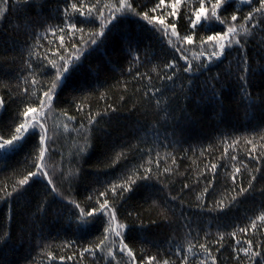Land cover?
I'll list each match as a JSON object with an SVG mask.
<instances>
[{
  "label": "snow or ice",
  "instance_id": "6c2138e0",
  "mask_svg": "<svg viewBox=\"0 0 264 264\" xmlns=\"http://www.w3.org/2000/svg\"><path fill=\"white\" fill-rule=\"evenodd\" d=\"M129 22L136 24L140 31L129 32L124 37V51L131 57L127 60L126 71L134 80L147 78L151 85L142 93V98L155 106V123L159 127L154 126L153 131L157 139L159 129L166 131L170 123L175 127L176 121L188 123L195 119V114L188 111V104L193 100L197 105L211 102L214 109L220 110L216 115L223 119L221 112L226 111L230 90L225 80L235 88L227 107L235 105L238 110H243L246 120L256 122L253 136L234 139L229 145L232 147L241 140L251 145L247 155L256 162L255 166L249 167L243 161H240L241 166L233 165L232 171L226 174V179L231 180L230 190L226 189L228 194L214 198L211 207L201 201L214 187L215 173L195 197L196 207L217 213L218 220L219 214L226 217L233 206L246 199L251 198L256 204L257 214L248 216L243 226L236 224L231 231H220L224 223L220 220L215 241L219 247L192 242L195 239L192 232L200 234L202 221L185 215V201L179 194L168 191L167 198L160 199L150 191L157 184L162 185L161 190L169 189L173 177L179 174L170 166L160 170L162 158H171L172 165L176 164V157L171 153L161 157L157 151L153 159V148H141L139 144L113 150L106 154V167L117 169L118 165H123L118 175L105 182L103 190H93L84 201L75 198L72 187L81 169L65 170L49 163L60 130L68 132L76 117L62 110L64 122L50 127L48 113L66 88L71 87L73 93L83 91L71 81L74 73L79 71L85 52L92 45L96 46L92 51L99 49L109 35L123 30ZM145 30L159 34L167 46L160 53L165 59L150 69L160 81L158 87L152 85L153 77L149 73L139 70L146 61L157 58L151 45L141 49L140 32ZM49 36L58 38V47L41 54L37 49L45 45L40 41L48 40ZM76 36L78 41L73 39ZM167 50L179 54L178 57L167 58ZM213 68L217 70L213 72ZM6 69H15V76ZM100 71L99 67L92 69L97 78ZM123 83V92H127L128 81ZM89 96L71 97L73 102L81 101L76 105V111L83 113L82 121H86L71 129L82 141L76 151V156L80 157L93 147L102 122L109 123L119 112L117 107L107 103L100 111L93 112L90 108L86 111L84 101ZM106 97L107 91L99 94L100 100L106 101ZM119 99L125 101L126 97L120 95ZM13 103L17 106L15 115L7 126L0 122V160L7 162L12 155L23 153L26 167L22 172H14L17 178L0 183V202L8 204L7 219L12 218L13 210L9 201L23 203L29 209L27 223L31 226L42 223L52 203L62 201L59 214L75 224V231L87 233L97 224L102 228L99 235L79 251L81 260L87 253L93 264H219V257L213 252L220 253L222 248L227 250L226 240L235 242L231 246V259L235 264H264V0H148L147 3L143 0H0V112ZM257 114L261 117L258 121ZM133 153H143L148 159L141 156V162L131 163ZM230 159L236 161L237 156ZM216 167V164L211 165L212 169ZM57 174L67 183V189L57 185ZM238 178H241L240 183H237ZM38 183L42 184L44 194L33 202L30 189ZM189 188V184H183V189ZM141 189L146 190L144 204L127 209L126 215L122 216L121 208ZM129 218L137 224L140 236L136 239L129 237L132 231L127 222ZM151 225H166L173 233L183 230L186 243L176 242L173 235L166 241L168 247L164 248L148 235ZM249 231L251 237H247ZM238 233L247 238L241 241L237 238ZM38 235L41 241L44 240L42 232ZM210 235L209 231H203L205 239ZM11 242V232L7 228L0 229V264H8L4 249ZM19 242H24L23 234ZM74 243L66 242L64 246L70 247ZM137 244L141 247L137 248ZM37 246L49 261L56 259L49 244L38 241ZM197 248L203 255L195 251ZM29 264H35V261Z\"/></svg>",
  "mask_w": 264,
  "mask_h": 264
},
{
  "label": "trees",
  "instance_id": "16d2710c",
  "mask_svg": "<svg viewBox=\"0 0 264 264\" xmlns=\"http://www.w3.org/2000/svg\"><path fill=\"white\" fill-rule=\"evenodd\" d=\"M143 2L147 3L148 0H143ZM244 10L247 11V8ZM52 22L55 23L56 21L53 20ZM139 31L136 24L129 22L123 26V30L114 31L109 35L108 40L99 49L92 51V49L96 48L95 45H92L85 52L79 71L74 73L71 81L73 86L82 88L83 91L73 93L71 87L66 88L55 102L53 110L48 113L47 123L50 127L64 122V117L61 115L62 110H67L69 115L76 117V120L70 124L68 132L60 130V135L56 137L53 144L55 152L49 163L56 164L65 170L75 167L81 169L79 178L74 181L72 187L75 198L79 201H84L85 197L92 193L93 190H103L105 182L118 175V170L123 165H118L117 169L106 167V154H111L113 150L119 151L122 146L128 144H139L141 148H153L151 153L153 159L157 151H159L161 157H164L165 153H171L176 157V164L172 165L171 158H162L160 160V170L163 171L164 167L170 166L175 168L179 174L173 177V183L169 189L161 190L162 185L157 184L150 191L155 197L160 199L167 198L168 191H171L173 195L179 194L185 201L183 209L185 215L202 221L200 234L197 235L195 231L192 232V237H195L192 242L208 243L212 248L219 247L215 241L218 239L216 232L218 231L217 224L220 220L224 221L219 228L220 231H231L236 224L243 226L248 216L254 217L257 214L256 204L253 203L251 198L246 199L242 203L233 206L227 212L226 217L225 214H219L218 220L216 219L217 213H209L206 210L201 211V209L197 208L196 204L198 202L195 197L200 194L203 187L208 184V181L213 178V173H215V185L210 189L208 196L201 201V203L211 207L214 198H221L222 193L224 195L228 194L226 189L230 190L231 180L226 179V174L232 171L233 165L241 166L240 161H243L249 164V167L255 166L256 162L251 161L247 155L248 150L252 147L251 145H246L243 140L232 147H229V145L232 144L234 139L253 136L255 134L253 126L256 122L246 120L243 110H238L235 105L227 107L231 97L235 94V88L231 87L230 81L225 80L224 82L229 84L230 90H228V100H226V111L221 112L223 119L216 115V112L220 110L214 109L211 102H202L197 105L195 100H193L188 104V111L195 114V119L188 123L176 121L175 127L170 123L166 131L163 128L159 129L160 137L157 139L153 131L154 126L159 127L155 123L157 120L155 106L147 98H142V93L147 91L151 85L147 78L137 81L126 71L128 67L127 60L131 59V57H128L124 51V37L129 32L136 34ZM140 37L141 49L145 45H151L157 58L151 62L146 61L139 70L140 72L149 73L153 77L152 85L158 87L160 86V81L156 78L155 73L150 72V69L153 64H158L165 59V57L160 56V53L166 50L167 46L160 39L159 34H153L145 30L140 32ZM65 39L67 41L68 37L66 36ZM73 39L78 41L79 37L76 36ZM49 40L52 42L51 44H49ZM40 43L45 45V47L37 50L44 54L49 48L56 50L59 41L57 37L49 36L48 40L42 39ZM167 53V58L169 59L179 55L171 50H167ZM109 60L111 63H109ZM180 62L183 63V61ZM97 67L101 70L98 78L92 72V69ZM6 70L11 71L13 76H15V69ZM216 70L213 68V72ZM117 81H120V84H117ZM124 81H128L127 92H123ZM13 83H15V80H13ZM109 89L111 90L108 91ZM136 89L141 91L136 92ZM106 91V101L100 100L99 94ZM90 93L91 95L89 96ZM72 95L89 96V99L84 101L86 111L89 108L93 112L100 111L106 107V103L112 104L119 109V112L114 114L109 123L102 122L103 127L98 131L93 147L82 157L76 156L77 146L82 141L77 132L71 129L78 127L79 122L86 121H82L84 114L76 111V105L80 104L81 101L77 99L73 102L71 99ZM120 95L126 97L125 101H120ZM149 96H151V93H149ZM134 104L135 107H133ZM16 107V104L13 103L8 106L7 110L0 112V122L5 126L15 115ZM260 118V115L257 114V121ZM165 136H167V139H165ZM226 147L227 153H225ZM233 155L237 156L236 161L230 159ZM141 156H143L144 160L148 159V156L143 153H133L131 163L141 162ZM212 164L217 165L216 169L211 168ZM25 167L23 153L12 155L7 162L0 160V183L9 182V178H17L14 177V172H22ZM240 179H237V183H240ZM243 179L246 182L247 174H245ZM55 180L58 186L64 189L68 188L67 183L63 182L58 174L55 175ZM185 183L190 185L189 189H183V184ZM43 194L44 188L40 183L30 189V198H34L33 202L38 200ZM145 195L146 190L144 189L136 192L132 200L121 208V215H126L127 209L144 204ZM8 203L12 205L13 209L10 220L7 219L8 204L0 202V229L7 228L12 235L10 246L4 249L8 264H29L33 260L35 264H93L92 257L87 253L84 254V259L81 260L79 251L102 231L98 224L93 226L87 233L75 231V224L66 221L59 214L62 211L61 204L63 203L59 201L50 205L48 214L42 219V223L37 226H31L27 223L29 209L23 203H17L16 201H9ZM173 203L177 204L178 202ZM127 222L132 229L129 237L132 239L138 238L140 233L137 231V224L133 223V218H129ZM205 230L211 233L207 239L203 236V231ZM29 232H31L30 236ZM41 232L44 236L42 241L38 235ZM21 234H23L24 238L23 243L19 242ZM148 235L164 248L168 247L166 241L170 240L173 235L176 238V242L186 243L183 230L173 233L172 229L166 225H151ZM251 236L252 232L249 231L247 237ZM247 237L239 233L237 235V238L241 241ZM259 238L257 237V239ZM38 241L41 244L50 245L49 250L56 257L55 260L49 261L45 256L41 255V249L37 246ZM70 241H75V243L70 247H65V243ZM234 243V241L226 240L225 248L227 250L222 248L220 253L213 252L214 255H218L219 264H235V261L231 259V246ZM139 247L141 245L137 244V248ZM152 251L154 252L155 249L153 248ZM195 251L203 255L199 248ZM61 256L65 257V259L61 260ZM68 256H71L72 259H67ZM190 259H195V257H190Z\"/></svg>",
  "mask_w": 264,
  "mask_h": 264
}]
</instances>
